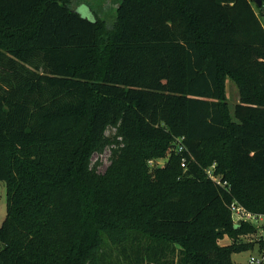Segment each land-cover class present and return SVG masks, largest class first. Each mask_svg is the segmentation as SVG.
I'll use <instances>...</instances> for the list:
<instances>
[{"label":"trees","instance_id":"16d2710c","mask_svg":"<svg viewBox=\"0 0 264 264\" xmlns=\"http://www.w3.org/2000/svg\"><path fill=\"white\" fill-rule=\"evenodd\" d=\"M75 1L0 0V264L264 254L261 227L232 215H264V0H114L108 30Z\"/></svg>","mask_w":264,"mask_h":264},{"label":"rangeland","instance_id":"374dc122","mask_svg":"<svg viewBox=\"0 0 264 264\" xmlns=\"http://www.w3.org/2000/svg\"><path fill=\"white\" fill-rule=\"evenodd\" d=\"M115 1L114 0H96L94 3L95 7L100 8V15L104 17V20L106 22L107 30L108 28H113L116 24V11H115ZM75 4H78L77 1H75ZM96 9V8H95ZM80 13H82L85 17L88 16L91 18H94V13L92 11H89L85 9V7H81L80 10H78ZM261 19L264 23V15L261 16ZM108 39V34L102 33L100 36V39L98 41L99 44L103 45L105 41ZM225 91L227 95V102L228 106L226 111H228V114H232L234 111L235 105L239 102V91L237 88V85L235 82L231 79H226L225 81ZM86 116V115H85ZM114 130H109L107 133L111 134ZM219 149H225L226 144L221 143L218 147ZM114 155L111 156V150L109 148H106L102 153H95L93 156V162L92 167L96 166L97 170L101 172L102 174H105V172L109 169H112L114 167ZM153 161L149 160L148 164L152 165ZM165 162V159L158 160V165H163ZM111 171H109L110 173ZM132 172V188L135 190V181L137 180V175L135 174V171ZM129 171H126L127 175H130ZM7 214V186L6 183L3 181H0V226L2 225L3 221L5 220ZM254 225L261 227L260 234L264 235V219L255 222ZM256 249L248 250L240 253H235L233 256V259H235L236 262L239 264H248L249 258L251 256H262L263 252H261L259 245H256ZM264 255V254H263ZM264 264V262H263Z\"/></svg>","mask_w":264,"mask_h":264},{"label":"built area","instance_id":"2783aa9c","mask_svg":"<svg viewBox=\"0 0 264 264\" xmlns=\"http://www.w3.org/2000/svg\"><path fill=\"white\" fill-rule=\"evenodd\" d=\"M183 147H180V150H182ZM183 166H185V160H183ZM208 175L210 177H212L215 180H219L218 178H216L211 171H208ZM220 183V180L218 181ZM232 215H233V220L235 223H239L241 221H247V222H251V223H255L258 222L262 219H264V215L261 214H255L251 211H249L248 209H246L245 207L241 206L238 203H233L232 204ZM263 235V234H262ZM264 237V235H263ZM250 264H263L264 262V255L262 254V256H251L250 260H249Z\"/></svg>","mask_w":264,"mask_h":264},{"label":"crops","instance_id":"0c3cea01","mask_svg":"<svg viewBox=\"0 0 264 264\" xmlns=\"http://www.w3.org/2000/svg\"><path fill=\"white\" fill-rule=\"evenodd\" d=\"M78 2V4H76L77 6V10H80L81 7H85V9L89 10L90 11V8H89V3H88V0H76ZM253 6L255 7V9L258 11V7L255 5V3L253 2ZM88 16V14H87ZM263 22V21H262ZM264 24V23H263ZM230 242V238L226 237L225 239H223L221 241L222 244H227ZM257 247L255 246V249ZM260 248V247H259ZM235 264H239L238 262L235 261V259H233ZM250 260V258H249ZM248 264H250V262L248 261Z\"/></svg>","mask_w":264,"mask_h":264},{"label":"water","instance_id":"95a60500","mask_svg":"<svg viewBox=\"0 0 264 264\" xmlns=\"http://www.w3.org/2000/svg\"><path fill=\"white\" fill-rule=\"evenodd\" d=\"M254 3L255 5L258 7V6H261L262 5V0H254Z\"/></svg>","mask_w":264,"mask_h":264}]
</instances>
